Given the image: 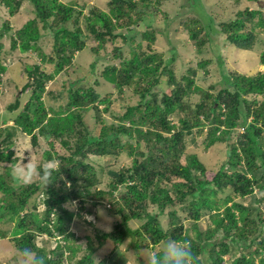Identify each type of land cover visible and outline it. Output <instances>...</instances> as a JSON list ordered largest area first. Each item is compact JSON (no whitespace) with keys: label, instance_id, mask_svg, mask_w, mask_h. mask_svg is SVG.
<instances>
[{"label":"trees","instance_id":"trees-1","mask_svg":"<svg viewBox=\"0 0 264 264\" xmlns=\"http://www.w3.org/2000/svg\"><path fill=\"white\" fill-rule=\"evenodd\" d=\"M153 2L112 0L108 12L93 8L85 15L83 9L78 11L76 5L61 0H0L9 17L15 16L24 3H30L37 18L28 20L16 31L7 19L0 29V87L2 76L8 70L1 59L4 47L1 39L5 36L11 35L13 50L36 52L40 58L33 66L25 68L29 81L23 92L30 90L31 94L14 119V128L30 136L35 147L40 138H44L51 141L53 148L55 142L60 141L70 152L68 156L48 152L47 159L60 164L57 168L40 169L41 177L45 169L48 172L40 182L19 184L17 176L10 171L0 174V192L4 197L0 221L16 223L12 234L17 249L30 247L34 253L46 256V264H61V260L48 257L45 249L37 246L36 238L47 235L67 241L73 235L70 225L77 214L67 209L66 204L79 201L81 210L86 211L88 204L97 208L111 197L112 214L119 217V222L112 232L88 238L87 253L76 264H95L94 255L107 242L119 246L129 236L133 238L135 251L153 252L170 239L186 241L193 252V264H264V73L256 76L224 73L225 86L217 94L203 92V99L193 107L190 97L200 90L194 81L196 70H189L190 76L179 79L171 67L174 59L162 57L159 48L153 47L164 41L157 36L163 31L152 30ZM149 17L153 21L148 20ZM39 21L44 24L43 28L38 26ZM186 26L189 38L202 52L209 40L208 32L201 37L206 27L196 19ZM258 28L264 29L263 12L249 9L240 11L236 19L220 26L226 41L245 51L253 50ZM50 35L54 37V48L47 53L40 41ZM138 35L140 41H137ZM90 38L98 42L91 50L96 55L107 48L109 40L122 39L123 47H115L114 53L105 54L107 65L98 78L102 76L120 94L133 88L139 96L136 105L127 106L121 117H115L118 124L108 126L99 116L102 127L95 136L88 133L85 112L95 109L99 114L110 113L114 102L112 94L103 97L91 83L98 72L97 60L91 64V75L79 79L76 56L88 48ZM124 48L129 49L130 58L124 56ZM117 60L120 66L115 65ZM210 62L199 65L206 67ZM261 64L264 66V52ZM50 67L53 69L49 73ZM60 74L74 76V80L67 88L66 97L50 93L67 100L66 107L57 110L46 107L43 95L47 83ZM163 78H167L169 87L165 91L160 88ZM249 96L255 98L249 100ZM259 97L262 99L258 100ZM100 106L105 108L100 110ZM20 107L18 98L8 110L15 113ZM180 113L183 116L174 123L172 117ZM194 130L201 134L207 130L204 141L207 149L229 142L236 135L228 159L217 171L208 169L197 155L186 154V137ZM13 145L11 128H0V162L11 160L12 153L5 151ZM123 153L132 158V166L119 172L110 183L109 191L93 190L98 179L87 160L90 157L117 158ZM184 156L185 162H182ZM7 177H11L12 183ZM39 191L46 195L42 217L31 213L29 206ZM255 192L261 196L254 197L249 205L237 201L254 196ZM115 193L119 195L114 197L116 200ZM221 193L225 198L219 197ZM178 205L191 220L193 238L186 234V224L178 216ZM165 213L170 219L168 227L160 221ZM204 215L210 216L214 226L201 232L199 223ZM131 222L141 225L132 229ZM238 248L250 252H242L238 258L227 261L232 249ZM57 249L61 256L66 250L76 252L72 245L62 246L60 241L52 255ZM98 264L106 263L102 260Z\"/></svg>","mask_w":264,"mask_h":264},{"label":"rangeland","instance_id":"rangeland-1","mask_svg":"<svg viewBox=\"0 0 264 264\" xmlns=\"http://www.w3.org/2000/svg\"><path fill=\"white\" fill-rule=\"evenodd\" d=\"M65 4L76 5V10H84V14L88 15L89 10L98 8L99 10L108 12L110 9L109 3L112 0H61ZM150 13L155 15L153 22V28L159 31L158 38H163L164 41L153 45L155 48H159L162 57L174 59L171 67L179 79L182 76H190L189 70H196V76H194L195 85L200 90L190 97V103L194 107L196 103L200 102L204 95L203 92H211L217 94L225 85L223 74L240 73L246 76H256L258 73H264V66L261 64V55L264 52V29H256L257 40L254 48L251 51H245L236 48L226 41L225 35L221 33L220 26L225 22H230L236 19L237 14L240 11L249 9L261 10L264 15V0H153ZM157 1L162 4L158 5ZM8 11L0 5V29L3 23L9 19L13 31L20 30L28 20L37 19L33 10V6L29 3H24L21 10L12 17H9ZM83 16L81 19L83 20ZM199 20L201 26H205V32L201 37H205V33H209V40L202 52H199L195 41L189 38V31L186 24L193 20ZM148 20H152L151 17ZM153 21V20H152ZM38 26L43 28V23L38 22ZM82 23V22H81ZM71 28H73L71 26ZM251 28V26H249ZM85 30V26L83 25ZM42 33L44 31L42 30ZM140 35L137 37V41H140ZM11 35L5 36L1 39L3 44V51L1 53L2 63L8 67V70L4 75L3 84L0 87V128L10 127L14 134V145L7 149L5 152L12 153L10 161L0 162V174L10 171L13 174V166L16 168L21 167V163L26 165L32 160L36 165V171L39 173L26 182L19 179V184L40 182L42 180L40 176V169L57 168L59 162H50L47 159V153L52 152L54 155L70 154L69 150L62 146L60 141H56L54 148L50 145L51 141L44 138H40L39 145L33 146L31 137L23 134L19 129L14 128V119L17 117L30 97V90L23 92L24 86L28 83L29 79L25 68L33 66L36 62L40 61L36 52L22 53L19 48L12 49ZM136 41V42H137ZM88 48L83 52L77 54L78 61V76L79 79L88 77L92 72L91 64L97 60L96 77L91 83L94 84L97 91L102 96L113 95V104L110 113L99 114L95 109H90L84 114V121L88 128V133L92 136L98 135L99 130L102 127V123L99 122V116L110 126L112 123L118 124L115 119L116 116H122L125 113L127 106L136 105L139 101V96L136 94L133 88L125 90L123 94L118 93L113 85L106 82L102 76L98 78L105 67L104 61L105 54L114 53L115 47H123L122 39L117 41L109 40L107 48L100 52V55H96L92 48L98 46V42L94 39H88ZM40 44L43 46L45 52L50 53L54 48V37L44 36L41 38ZM137 43L134 45V47ZM123 54L126 58H130L129 49L124 48ZM160 56V55H159ZM204 61H211L206 67H202L199 64ZM115 65L120 66V60L114 61ZM52 67L49 68V73L52 72ZM72 70V69H71ZM76 78V77H75ZM74 76L70 77L66 74L58 75L52 81L47 83V91L43 95V100L46 107H54L57 110L60 107H66V99H60L51 96L54 95L67 96V88L71 82H73ZM76 81V80H75ZM100 81V82H99ZM85 85V83L83 82ZM162 90L168 89L167 78H163L160 83ZM49 92V93H48ZM21 100V107L15 113H11L8 107L16 102L17 99ZM255 97L249 96L248 99L252 100ZM262 98L259 97L258 100ZM105 108L100 106V110ZM183 116L182 113L174 115L172 120L177 123L179 118ZM5 121L7 124H5ZM241 129H239V132ZM207 136V130L204 133H200L194 130L191 136L186 137V154H195L210 170L217 171L220 166L228 159L231 144L236 142V135H234L229 142L217 143L213 147L207 149L205 147V138ZM5 137V136H4ZM124 140H127L126 138ZM55 157V156H54ZM87 162L92 165L96 171L98 185L93 190H110V183L115 177L119 175L122 169H127L132 166V158L128 153H123L119 157H90ZM182 162H185V156L182 158ZM263 172V171H261ZM12 175V176H13ZM8 182L12 183L11 177H7ZM229 192V190H228ZM257 192V191H256ZM255 192V193H256ZM118 193V192H117ZM115 193L113 198H118L119 195ZM225 194L221 193L220 198H225ZM261 196L256 193L254 196L247 197L245 199H237L242 201L246 205H249L255 199L254 197ZM3 194L0 192V205H2ZM114 198V200H116ZM46 195L43 191H39L30 200V210L33 214H39L40 217L44 215L45 205L44 200ZM111 197L105 199V205H101L97 208L92 204H88L87 210L82 211L79 205V201L66 204V208L74 211L76 217L70 225V231L72 236L66 241L63 237L51 238L47 235H41L36 238V244L40 248H44L48 257H54V260H61V264H76L87 253L88 238L94 239L95 236L102 232H112L119 222V217H115L112 214L113 203ZM36 206V209L33 207ZM112 206V207H110ZM178 216L183 220L187 227L186 234L191 238L195 237V234L190 229L191 220L188 217L186 211L181 208V205L177 206ZM8 213V212H7ZM7 219V217H6ZM55 219V217H53ZM160 221L164 227H168L170 219L166 213L160 217ZM141 224L139 222H131L130 227L132 229L138 228ZM200 231L204 232L210 226L214 224L211 221L209 215H204L199 223ZM16 223L14 222H2L0 221V264H20V250L16 248L13 242V234ZM3 234V235H2ZM61 245H72L75 248L73 251L66 250L63 255H60V251L57 249L56 254L52 255V252L57 246L58 242ZM133 238L131 236L125 239L123 244L119 246L115 245L111 241L107 242L103 248L99 249L94 255L93 259L95 264L104 260L106 264H146L148 258H154L155 254L159 251H163L166 244L163 243L155 249L135 251L132 249ZM143 243V242H142ZM235 250V248H234ZM232 249L231 255L226 260H233L238 258L242 252L248 254L249 249L238 248L236 251ZM36 253H34L35 255Z\"/></svg>","mask_w":264,"mask_h":264},{"label":"clouds","instance_id":"clouds-1","mask_svg":"<svg viewBox=\"0 0 264 264\" xmlns=\"http://www.w3.org/2000/svg\"><path fill=\"white\" fill-rule=\"evenodd\" d=\"M12 171L13 174H18L19 179L24 182L39 174L32 160L26 165L21 163L19 168L13 166ZM47 175L48 172L45 169L41 178L43 179ZM193 260V252L188 242L170 239L166 242L162 253L154 258H148L146 264H193ZM20 264H46V256L34 255L32 248L25 247L20 250Z\"/></svg>","mask_w":264,"mask_h":264},{"label":"bare ground","instance_id":"bare-ground-1","mask_svg":"<svg viewBox=\"0 0 264 264\" xmlns=\"http://www.w3.org/2000/svg\"><path fill=\"white\" fill-rule=\"evenodd\" d=\"M36 217V216H35Z\"/></svg>","mask_w":264,"mask_h":264}]
</instances>
